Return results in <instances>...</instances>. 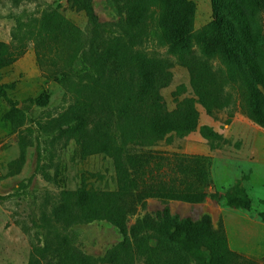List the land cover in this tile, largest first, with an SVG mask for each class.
Segmentation results:
<instances>
[{"label": "trees", "instance_id": "obj_1", "mask_svg": "<svg viewBox=\"0 0 264 264\" xmlns=\"http://www.w3.org/2000/svg\"><path fill=\"white\" fill-rule=\"evenodd\" d=\"M94 0H69L98 28ZM212 21L194 29L196 5L190 0H127L123 36L104 50L83 54L81 30L59 11L48 12L37 32L16 31L11 43L0 42V75L27 52L34 41L40 71L70 94L74 106L65 115L66 134L76 140L80 155L103 154L113 160L115 191L82 186L66 192L56 218L66 224L105 221L122 241L107 255L104 264H135L137 249L127 220L139 205L155 198L166 202L202 204L206 199L225 200L232 209L249 211L253 202L240 185L222 196L210 193L208 159L184 154H166L144 147L172 144L196 131L209 143L224 142L212 127L200 126L201 106L218 119L228 113V122L240 109L264 130V0H211ZM157 34L174 60L151 58L138 50ZM82 60V67L77 64ZM190 73L188 86L177 87L175 110L165 108L162 89L170 86L175 65ZM7 86L0 83V98L11 107L4 119L19 112ZM189 93L188 96L183 97ZM183 97V98H182ZM49 96L38 99L47 105ZM116 112L119 138L112 134L111 114ZM98 116V122L91 119ZM139 147V148H137ZM264 222V212L259 214ZM185 247L195 264H242L224 231H214L209 218L174 224L169 235ZM188 241L191 244L188 246ZM167 264H190L176 253L159 256ZM84 263H88L86 258ZM30 264H39L33 257ZM256 264H264V258Z\"/></svg>", "mask_w": 264, "mask_h": 264}, {"label": "rangeland", "instance_id": "obj_2", "mask_svg": "<svg viewBox=\"0 0 264 264\" xmlns=\"http://www.w3.org/2000/svg\"><path fill=\"white\" fill-rule=\"evenodd\" d=\"M126 1L94 0L95 29L90 18L76 11L69 0H0V42L11 43L18 30L37 32L44 15L57 10L81 30L83 54L88 57L123 36ZM190 1L196 5L194 29L200 31L212 21L211 0ZM138 51L151 58L174 60L154 32ZM83 62L77 66L81 68ZM189 81V71L176 64L170 86L161 91L167 111L176 108L173 93L177 87L188 86ZM0 83L13 85L7 92L19 109L12 121L5 120L11 107L0 98V264H30L33 257L39 264H104L122 241L118 231L105 221L66 224L56 218V212L63 206L66 192L84 185L115 191L113 160L103 154L82 158L76 140L65 133L71 125H65V115L74 100L42 74L34 41L28 43L21 59L1 71ZM41 96H49L47 105L38 104ZM198 109L200 126H210L223 136L219 146L196 131L175 138L172 144L161 142L144 149L208 159L209 192L223 196L240 185L250 196L252 208L232 209L223 199L208 198L202 204L148 199L127 220L137 249L135 264H167L159 259L161 253L180 254L195 264L185 247L173 243L169 235L174 224L206 218L214 231L225 232L230 249L244 258L242 264H256L264 258V222L259 218L264 212V130L240 109L229 122L227 112L214 119L201 106ZM111 117V132L119 138V117L116 112ZM98 119L94 116L91 122Z\"/></svg>", "mask_w": 264, "mask_h": 264}]
</instances>
